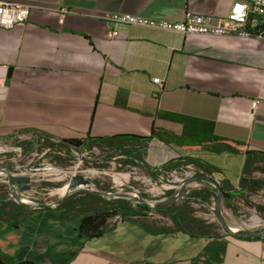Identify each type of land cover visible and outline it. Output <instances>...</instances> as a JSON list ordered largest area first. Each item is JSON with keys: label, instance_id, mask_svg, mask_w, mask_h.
<instances>
[{"label": "crops", "instance_id": "obj_1", "mask_svg": "<svg viewBox=\"0 0 264 264\" xmlns=\"http://www.w3.org/2000/svg\"><path fill=\"white\" fill-rule=\"evenodd\" d=\"M2 1L27 5L29 19L22 28L0 25V144L18 131L61 141L149 138L153 132L181 136L185 118L193 132L240 144L242 151L215 154L141 140L147 173H165L166 163L189 157L233 186L239 185L244 151H264L263 38L183 35L100 18L115 12L173 22L189 13L223 18L238 0ZM63 7L70 13L61 20ZM112 30L119 37L111 40ZM154 78L163 81V90ZM160 154L167 156L157 159ZM201 186L196 190L208 188ZM31 211L18 228L0 222V230L19 233L9 254L23 250L24 258L43 264H264L263 239L230 231L207 238L157 235L166 220L132 219L82 246L75 241L80 211Z\"/></svg>", "mask_w": 264, "mask_h": 264}, {"label": "built area", "instance_id": "obj_2", "mask_svg": "<svg viewBox=\"0 0 264 264\" xmlns=\"http://www.w3.org/2000/svg\"><path fill=\"white\" fill-rule=\"evenodd\" d=\"M58 13L61 20H63L70 13V10L63 7L58 10ZM100 18L113 25L146 27L177 32L183 35L236 36L244 39H264V0H238L232 5L228 15L223 18L189 13L182 22H173L148 19L120 12L105 13ZM28 19L29 7L27 5L0 0V25L11 29L22 28L26 25ZM118 37L119 32L116 30L108 33V38L111 40ZM153 83L159 91L164 89L161 79L154 78ZM259 104L260 100L254 101L253 108L255 109ZM85 140L86 138L80 140L83 145L76 146L58 139L35 134L14 136L9 142L0 144V184L6 186L14 202L25 209L41 210L44 209L43 206L57 208L70 196L81 191L70 189L69 185L71 183L78 178L92 181L91 176L94 170L91 166L98 162L99 158L92 159L90 155L92 150L85 145ZM54 158L56 160H68L72 163V167L70 169L61 168L53 160ZM85 163L90 167L81 169V166ZM192 168L194 167L187 166L184 170ZM198 175H203V173L194 168V172L185 173V177L176 182L184 184L187 180ZM167 182L169 183V181ZM61 183L65 185L60 186ZM127 188L126 185L122 184L119 186V193L115 195L106 193L107 196L104 197L112 196L113 199H126L133 206L142 204V201L150 207L156 206L137 196L134 191L122 194ZM90 189L94 191L91 185ZM49 196L57 197L56 201L48 200L47 197ZM154 212L149 213L150 218L162 220V217ZM113 222H122V218L117 216Z\"/></svg>", "mask_w": 264, "mask_h": 264}, {"label": "trees", "instance_id": "obj_3", "mask_svg": "<svg viewBox=\"0 0 264 264\" xmlns=\"http://www.w3.org/2000/svg\"><path fill=\"white\" fill-rule=\"evenodd\" d=\"M181 121L184 125V131L181 136L153 132L149 138L128 135L114 136L111 138H87L85 145L89 149L99 147L104 151L105 155L114 156L123 153L130 162L140 161L142 159L146 153L147 146H141V140L149 141L152 138H156L165 144H175L189 150L203 149L215 154H239L242 151L241 147L243 146L240 144L236 143V146H233L225 140H208L205 133L193 132L189 119L182 118ZM21 134L33 133L30 131H18L13 135L17 136ZM68 142L76 146L83 145L79 140ZM138 145L139 147H136ZM258 164H264V151L249 150L247 148L244 151V166L239 185L233 186L227 184L225 181L223 185H219V189L226 201H231L234 198H240L245 201L244 195L247 192L264 189V181L245 178L246 175L252 172L251 170L255 168V165ZM187 166H193L198 172L201 171L204 175L213 178L211 170L207 166L202 164L200 160L189 157L181 158V160L177 161H170L162 166L161 170L163 172H180ZM206 186L208 188L205 190H195L187 193L183 202L179 205L174 203L168 207L160 208L162 206L160 203L158 210L154 213L161 216L162 220H166V224L163 223L158 226L154 233L157 235L183 233L192 238H207L215 234L213 227L207 222L195 218L193 216V210L190 208L191 203H210L211 198L214 197V192L211 185L206 184ZM72 198H75L74 201L71 203L65 201L58 208L80 211L83 214L75 237V241L80 242L82 246L87 242L103 237L109 229H114L117 223H112V221L117 216H120L122 221L132 219L143 220L150 219L149 213L153 212L152 208L147 204L133 206L126 199L111 201L100 194L79 193ZM31 214V210L25 209L14 202L6 186L0 185V222L18 228L21 223L27 221ZM245 238L264 240L262 236H247ZM22 251L19 250L15 254H9L0 248V264H43L36 258H24L25 254Z\"/></svg>", "mask_w": 264, "mask_h": 264}, {"label": "rangeland", "instance_id": "obj_4", "mask_svg": "<svg viewBox=\"0 0 264 264\" xmlns=\"http://www.w3.org/2000/svg\"><path fill=\"white\" fill-rule=\"evenodd\" d=\"M91 149L92 159L99 158L98 162L94 163L91 168L94 173L91 176L90 181L91 188L95 192L112 193L113 195L119 193V186L126 185L128 188L124 190L122 194L131 193L134 191L137 196L148 200L151 205H157L165 202L174 196H177L180 192V182L185 173L194 172L192 169H183V171H170L153 175L147 173L146 169L149 167L147 163L141 159L140 161L130 162L127 160L125 154L119 155H105L104 151L99 147ZM89 149V147H88ZM160 158H166L167 155H159ZM58 165L63 169H70L72 163L68 160H56ZM122 165V166H120ZM90 167L87 163L81 166V169H87ZM252 172L245 176L246 179L261 180L264 181V164L255 165ZM204 175V174H203ZM207 176V175H204ZM219 185H223V178L220 173L212 174ZM169 181V183L167 182ZM171 182V183H170ZM204 185L208 183L202 182ZM195 183L187 186L186 194L201 188V183L197 185ZM1 185V184H0ZM65 184L61 183L60 186ZM201 186V187H200ZM133 187V188H132ZM214 197L211 198L209 204L191 203L190 208L193 210V216L199 220L205 221L213 227V232L216 234H222L224 231H263L264 230V189H259L253 192H247L244 197L245 201L240 198H234L231 201H226L224 195L220 193L219 189L213 185ZM79 193H90L86 191H79L71 198ZM50 201H56L57 197H47ZM111 201L112 196H108ZM35 202V200H33ZM16 203V202H15ZM17 204V203H16ZM219 206V211L224 219L225 225L216 216V207ZM258 218L259 221L255 222L254 219ZM150 222L157 223L158 221L150 219ZM165 223V222H164ZM166 224V223H165ZM171 225V224H170ZM19 233L14 230H8L4 232L0 230V248L8 253H14L19 243ZM264 237V233L261 234Z\"/></svg>", "mask_w": 264, "mask_h": 264}, {"label": "water", "instance_id": "obj_5", "mask_svg": "<svg viewBox=\"0 0 264 264\" xmlns=\"http://www.w3.org/2000/svg\"><path fill=\"white\" fill-rule=\"evenodd\" d=\"M64 143H68L70 144L68 141H63ZM208 183V184H211V185H214L216 186L218 189L220 188L219 187V184L218 182L209 177V176H204V175H198L194 178H191L189 180H187L182 186H181V189H180V192L177 196H174L172 197L171 199L169 200H166L165 202H162V207H168L170 205H172L173 203L181 200L184 198L185 194H186V189H187V186H189L190 184L192 183ZM90 180H84L82 178H78L76 181H74L73 183H71L69 185V188L70 189H78V190H81V191H86V192H90V193H94V194H100L102 196H107L106 193H103V192H95V191H92L90 189ZM220 191V189H219ZM221 193V191H220ZM142 204H147L146 202L142 201L141 202ZM160 204V203H159ZM157 204L155 207H151L153 211H156L158 210V205ZM148 205V204H147ZM49 206H43V208H48ZM216 216L218 217V219L225 225V222H224V219L222 218L221 214H220V211H219V206L216 207ZM234 236H261L262 233H264V230L263 231H252V230H243V231H233V230H229ZM263 237V236H262Z\"/></svg>", "mask_w": 264, "mask_h": 264}, {"label": "bare ground", "instance_id": "obj_6", "mask_svg": "<svg viewBox=\"0 0 264 264\" xmlns=\"http://www.w3.org/2000/svg\"><path fill=\"white\" fill-rule=\"evenodd\" d=\"M254 221H255V222H258V221H259V219H258V218H256V219H254Z\"/></svg>", "mask_w": 264, "mask_h": 264}]
</instances>
